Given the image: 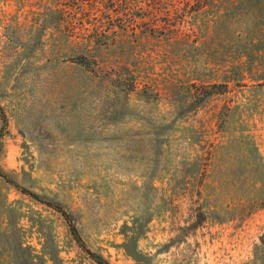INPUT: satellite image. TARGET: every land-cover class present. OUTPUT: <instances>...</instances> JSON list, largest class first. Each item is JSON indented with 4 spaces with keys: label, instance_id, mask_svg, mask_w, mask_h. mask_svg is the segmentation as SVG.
<instances>
[{
    "label": "rangeland",
    "instance_id": "1",
    "mask_svg": "<svg viewBox=\"0 0 264 264\" xmlns=\"http://www.w3.org/2000/svg\"><path fill=\"white\" fill-rule=\"evenodd\" d=\"M0 106V170L111 264H264V0H0ZM0 264L97 263L0 177Z\"/></svg>",
    "mask_w": 264,
    "mask_h": 264
},
{
    "label": "trees",
    "instance_id": "2",
    "mask_svg": "<svg viewBox=\"0 0 264 264\" xmlns=\"http://www.w3.org/2000/svg\"><path fill=\"white\" fill-rule=\"evenodd\" d=\"M164 12L169 14L170 10L166 9V10H164ZM0 117H1L2 123H3L2 129L0 131V137H2V135L6 132L7 117H6L4 109L1 106H0ZM0 146H1V141H0ZM0 177L4 178L5 181L15 185L22 193L28 194L29 196H31L35 200H37L41 203H44L45 205H47V206L51 207L52 209H54L55 211L59 212L61 214V216L63 217V219L65 220V222L68 226L69 232H70L72 238L75 240L76 244L97 264H111L104 256L93 251L91 248H89L86 245V243L83 241V239L80 235L78 227L76 226V224L74 222V218H73L72 214L68 210H66L60 203L50 201V200H45V199L41 198L37 193L30 191V190H27L26 188H21L20 186H17V184H15L14 180L4 170H0Z\"/></svg>",
    "mask_w": 264,
    "mask_h": 264
}]
</instances>
